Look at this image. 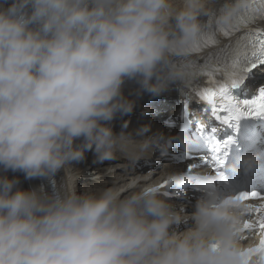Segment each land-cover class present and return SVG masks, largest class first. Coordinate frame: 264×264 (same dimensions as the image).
<instances>
[{
	"label": "clouds",
	"instance_id": "9594fccd",
	"mask_svg": "<svg viewBox=\"0 0 264 264\" xmlns=\"http://www.w3.org/2000/svg\"><path fill=\"white\" fill-rule=\"evenodd\" d=\"M219 5V7H217ZM253 0H0V171L65 184L22 189L0 175V264H264V200H241L219 175L170 171L133 175L171 141L113 131L136 100L127 82L159 97L201 74L196 46L230 28ZM207 18V19H205ZM127 128V124L123 125ZM185 149H187V143ZM93 151L123 159L111 187L78 191L69 167ZM186 155V151H185ZM264 167L244 154L232 175ZM115 173L116 169H109ZM201 193L192 214L171 202Z\"/></svg>",
	"mask_w": 264,
	"mask_h": 264
},
{
	"label": "snow or ice",
	"instance_id": "6c2138e0",
	"mask_svg": "<svg viewBox=\"0 0 264 264\" xmlns=\"http://www.w3.org/2000/svg\"><path fill=\"white\" fill-rule=\"evenodd\" d=\"M254 5L246 10L242 15L238 16L234 24L230 28L222 26L205 32L195 51L209 46H216L217 51L209 58L204 67L201 69L208 76V87H205L199 96L212 106L217 119L224 124H230L242 117H260L264 116V89L259 91L256 98L252 100L237 102L231 96L224 95L228 85L237 87L243 81L245 75L258 66L264 65V32L259 29L254 30L253 26L264 24V0H253ZM241 28L246 30V35L237 40L234 44L220 48L216 34H222L226 38H230L235 32ZM222 76L223 80L217 78ZM219 96L220 103H216V97ZM231 140H226L224 145L216 142V150L220 151L221 147H226ZM219 175V173H218ZM241 200H264V196L258 193L242 194L237 197ZM264 228V223L260 224ZM264 252V239L261 240V248L258 250Z\"/></svg>",
	"mask_w": 264,
	"mask_h": 264
},
{
	"label": "bare ground",
	"instance_id": "6f19581e",
	"mask_svg": "<svg viewBox=\"0 0 264 264\" xmlns=\"http://www.w3.org/2000/svg\"><path fill=\"white\" fill-rule=\"evenodd\" d=\"M221 3H223V0H221ZM217 7H219V5H217ZM258 76L261 77V75ZM155 120H151V118H146V117L135 118L134 121L137 122H128V121L117 122L114 120L112 121V127H113V131L117 134L123 130L126 133L129 132L133 133L134 138L139 139L140 137L135 136V133L137 130L145 126H147L149 129V131L144 134L145 137L149 135L151 136L153 133L158 131L157 123ZM125 123L127 124V128L123 127ZM85 156H87L88 158H84L83 160L78 162H72L71 165L69 166L71 168V174L76 176V180H75L76 186L82 182L85 183L83 184L85 190L94 187L95 191H99L105 187H111L114 183L115 175H123V170L119 168V165L123 164V159L99 162L96 160L93 151H87L85 153ZM112 168L116 169L115 173L109 172V169ZM144 172L145 170H141L140 172L134 170L133 175H146ZM5 174L9 177V179L18 178L21 182L19 186L24 190H28L33 187H39L37 183V178L27 180L24 178V175L22 173H12L11 171L7 173H3L2 171H0V175H5ZM69 174L70 173L66 172L65 169L63 168L59 170L53 176V183L55 184V186L60 187L61 185L65 184ZM46 190L49 191V189ZM188 211H190L191 212L190 214H192L191 210ZM185 214L190 215L189 213H185Z\"/></svg>",
	"mask_w": 264,
	"mask_h": 264
},
{
	"label": "rangeland",
	"instance_id": "374dc122",
	"mask_svg": "<svg viewBox=\"0 0 264 264\" xmlns=\"http://www.w3.org/2000/svg\"><path fill=\"white\" fill-rule=\"evenodd\" d=\"M85 158H88L87 156H85ZM83 184H85V183H79V185H77V189H79L78 191H84L85 190V188H84V186H83ZM105 188H107V187H105ZM91 190H93V191H95V189H94V187H91ZM186 213H191L190 211H187Z\"/></svg>",
	"mask_w": 264,
	"mask_h": 264
}]
</instances>
